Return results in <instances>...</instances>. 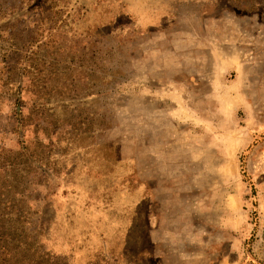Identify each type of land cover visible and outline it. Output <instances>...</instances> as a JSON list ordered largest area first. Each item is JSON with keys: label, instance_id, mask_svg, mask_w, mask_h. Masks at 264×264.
<instances>
[{"label": "rangeland", "instance_id": "obj_1", "mask_svg": "<svg viewBox=\"0 0 264 264\" xmlns=\"http://www.w3.org/2000/svg\"><path fill=\"white\" fill-rule=\"evenodd\" d=\"M152 228L146 264H264V0H0V264Z\"/></svg>", "mask_w": 264, "mask_h": 264}, {"label": "crops", "instance_id": "obj_2", "mask_svg": "<svg viewBox=\"0 0 264 264\" xmlns=\"http://www.w3.org/2000/svg\"><path fill=\"white\" fill-rule=\"evenodd\" d=\"M151 6V10L152 12H154V14L156 15V17H160V16H165L169 13L170 11V7L173 1H189V0H148ZM153 4V6H152ZM117 229H113L114 233H117L119 231H116ZM156 231L157 229L152 228L150 230V235L151 240H154L153 242L156 244V247L154 249H152V253H146L144 256H151V258H155L158 261H161V255L159 257V253H157V249H159L160 247H158V243L157 241H159V239L156 237ZM152 242V243H153ZM142 258L139 259V262H141V264H146L147 262V258Z\"/></svg>", "mask_w": 264, "mask_h": 264}, {"label": "trees", "instance_id": "obj_3", "mask_svg": "<svg viewBox=\"0 0 264 264\" xmlns=\"http://www.w3.org/2000/svg\"><path fill=\"white\" fill-rule=\"evenodd\" d=\"M111 232H113L112 230H111ZM101 240V239H100ZM102 241V240H101ZM152 251V249H150V247L149 246H143V247H140L139 249H138V251H137V253L135 254L136 255V258H138V260L139 259H141V258H145L146 256H144L146 253H150ZM144 254V255H143ZM147 259L146 260H148L149 262H151L152 261V258H151V256H147L146 257ZM148 264V263H147Z\"/></svg>", "mask_w": 264, "mask_h": 264}]
</instances>
